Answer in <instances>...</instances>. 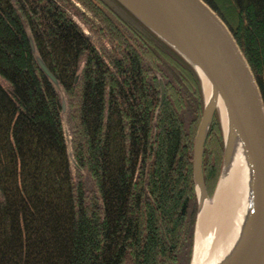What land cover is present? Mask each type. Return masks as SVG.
<instances>
[{
  "label": "trees",
  "instance_id": "1",
  "mask_svg": "<svg viewBox=\"0 0 264 264\" xmlns=\"http://www.w3.org/2000/svg\"><path fill=\"white\" fill-rule=\"evenodd\" d=\"M203 1L264 103V0ZM201 83L117 0H0V264H190ZM218 114L202 155L209 196L224 156Z\"/></svg>",
  "mask_w": 264,
  "mask_h": 264
},
{
  "label": "water",
  "instance_id": "2",
  "mask_svg": "<svg viewBox=\"0 0 264 264\" xmlns=\"http://www.w3.org/2000/svg\"><path fill=\"white\" fill-rule=\"evenodd\" d=\"M117 1L184 56L198 72L201 69L223 99L231 124L246 150L255 185L256 212L235 264H264V103L255 77L230 29L203 0ZM41 67L54 81L55 77L42 63ZM163 90L162 86V93ZM214 112L215 107L208 110L205 104L194 140L193 177L197 198V187L201 195L207 197L202 155ZM198 213L199 201L197 218Z\"/></svg>",
  "mask_w": 264,
  "mask_h": 264
},
{
  "label": "bare ground",
  "instance_id": "3",
  "mask_svg": "<svg viewBox=\"0 0 264 264\" xmlns=\"http://www.w3.org/2000/svg\"><path fill=\"white\" fill-rule=\"evenodd\" d=\"M199 72L206 108H217L222 120L226 159L211 198L203 197L197 187L199 213L191 264H235L256 212L254 179L246 150L231 124L223 99L201 69Z\"/></svg>",
  "mask_w": 264,
  "mask_h": 264
},
{
  "label": "rangeland",
  "instance_id": "4",
  "mask_svg": "<svg viewBox=\"0 0 264 264\" xmlns=\"http://www.w3.org/2000/svg\"><path fill=\"white\" fill-rule=\"evenodd\" d=\"M75 3H77V2H75ZM76 5H77V7L79 8V10L84 11V8H83L80 4L77 3ZM70 13H72V14L74 13V16L76 17V20H78L80 23H82V25L85 27V24H83V20L81 19V17H79L78 15L75 14L74 9H73V10L70 9ZM86 15H89V14L86 12ZM33 53H34L36 59L39 60V56H38L37 51H36L35 48H34V45H33ZM201 82H202V78H201ZM201 84H202V83H201ZM202 90H203V89H202ZM64 108H65V106H64V104H63V113H62V116H63V125H64L65 135H66V138H67V143L69 144V137H70V124H69V121H68V112H67V108H66L65 110H64ZM215 110L218 111L217 108H215ZM218 113H219V111H218ZM218 116H219L220 123H221V126H222V120H221V117H220L219 114H218ZM222 134H223V139H224L223 129H222ZM224 154H225V141H224ZM225 159H226V158H224V156H223L222 168H221L220 175H219L218 180H217V183H216V187H217V184H218V182H219V180H220V177L222 176V173H223V170H224ZM216 187H215V189H214V192H215V190H216ZM196 192H197V191H196ZM214 192L212 193L211 196L207 195V197H208V198H211V197L213 196ZM197 199H198V198H197ZM195 224H196V223H195ZM194 231H195V230H194ZM193 244H194V242H193ZM192 256H193V253H192ZM190 264H191V263H190Z\"/></svg>",
  "mask_w": 264,
  "mask_h": 264
}]
</instances>
